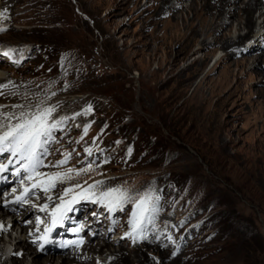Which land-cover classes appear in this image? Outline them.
Segmentation results:
<instances>
[{"label": "rangeland", "instance_id": "rangeland-1", "mask_svg": "<svg viewBox=\"0 0 264 264\" xmlns=\"http://www.w3.org/2000/svg\"><path fill=\"white\" fill-rule=\"evenodd\" d=\"M248 1L231 0L228 10ZM261 8L244 44L218 48L192 76L195 65L181 70L201 54L198 45L170 42L174 20L158 13V0H0V53L21 47L0 61V108L52 109L46 122L55 127L34 174L78 184L56 197L39 180L5 186L0 197L10 202L23 187L39 186L20 201L33 206L23 226L36 228L34 212L45 205L85 219L109 197L103 193L118 189L119 203L132 195L130 203L112 221L103 210L94 215L108 224L103 241L138 252L114 264H264V60L254 61L264 54V30L255 36ZM232 25V35L248 33ZM221 57L235 69L231 83L221 86L223 63L199 86ZM0 156L12 160L11 152ZM95 183L111 186L87 193ZM146 197L149 210L140 215ZM87 223L83 234L94 238ZM21 229L41 250L38 233Z\"/></svg>", "mask_w": 264, "mask_h": 264}, {"label": "bare ground", "instance_id": "bare-ground-1", "mask_svg": "<svg viewBox=\"0 0 264 264\" xmlns=\"http://www.w3.org/2000/svg\"><path fill=\"white\" fill-rule=\"evenodd\" d=\"M187 1H190V3L187 4ZM231 5V0H158V13L167 14L170 17H173L174 20V28L171 30L170 42L181 43V45H184L183 48L186 50L191 49V47L194 45H198L196 52L199 54L201 53L189 65L184 66L181 72L183 70H189L193 65H195L196 68L194 72L192 74L190 73L193 76L195 73L200 72L208 60L214 56L218 48L223 50H229L230 48H233L235 50V48L241 46V44H244L245 40L249 39L253 32L257 31V19H255V12L258 7L264 8V0H249L247 3H243L242 6L236 3L234 4V8L228 10ZM262 12L261 15H263ZM229 19H232V21H229ZM234 22L238 23L239 27L236 29L237 31H240L241 29H247L248 33L246 35L239 34L237 37L236 35H232V24ZM258 25V31L260 32H256L255 36H258L261 31L264 30V20ZM2 27L3 25L0 24V29ZM224 27L227 28L222 31ZM20 48L21 47L17 46L14 47V49L12 47L11 49H6V51H8V56L5 55V53H0V61H8L10 56H15L18 54ZM234 50L232 52H234ZM0 51L3 52V50ZM181 53L183 52L181 51ZM179 60L180 57H176L174 62H178ZM263 60V53H260L254 58V61L257 62H262ZM223 63H225L224 67L226 79L221 82V86H228L232 81V76L235 75L233 74L235 69L231 63H227L225 57L219 58L215 65L210 70L206 71L204 77L205 79L203 78L204 82H201L199 86L209 83L206 81V79H208L210 74L214 71V68H217V66ZM4 79H6L4 74L0 72V88H2V85L4 84ZM191 82L193 83V81ZM0 97L4 98L3 93L0 94ZM20 107H7V109H2L1 107L0 121H5L6 117H11V122L13 120V123L16 124L18 122L17 118L21 117L22 114H29L28 116L24 117L28 119L31 117V114L43 113L44 111L42 109L40 112H38L39 110L37 111L35 109L32 110L26 108L21 109ZM19 158V154L16 156L12 155L11 161L17 162ZM42 172H44V169H42ZM39 176L40 182L38 185H41V187L50 188L52 181L50 179L41 181L42 177L41 175ZM31 180H36V178L34 177ZM97 183L89 187L87 193L100 192L101 189L111 186L109 184L107 185L106 183ZM77 186L78 184L76 182L71 180L67 181V179L64 180V177H60L55 181L54 189L51 190L49 196L56 197L57 194L64 192L65 190L73 189ZM18 187L22 188L21 185ZM38 188L39 186H36L34 189H31L33 195H35ZM0 192V194L4 196L6 195L3 193V189ZM40 197L37 198L40 200ZM121 197V192H118L110 195L108 200H106V202L110 201L108 205L113 206L114 212L118 211V207L122 208V206L129 204V201L132 199V195H130L125 197L119 203ZM9 199H0V264H8V262H11V264H114L123 263L124 261L128 260V257L131 253L138 252V249H131L123 244L125 242L126 235L121 232L115 234V237L118 236L119 238L118 242L123 244L120 247L116 248L111 242L108 243L103 241L102 235L104 233L101 230H106V228H108V224L101 223V225H99L100 218L97 215H94L97 213L95 209L92 210L91 213L88 212L87 215H85L86 218L84 219L85 222H89L87 225L91 224V226H93L94 238L93 236H89L83 245L66 250L65 255L63 251L58 252L50 247H42V249L39 250L37 246L27 244L28 242L26 243V239H23L21 237L22 234H18L17 231V227H21V232L25 235L29 234V231H34L35 226L33 224H31L30 227L25 225L23 226V219L28 213L33 211V206L26 207L25 209L20 201L18 202L15 200L10 202ZM70 212L71 208L66 209L65 214L70 215ZM84 214L85 213H83L81 216L85 217ZM9 216H11V220L6 219ZM105 217L111 221L114 218L113 214L110 215V213H107ZM96 218L99 219V221H97ZM31 222L35 223L34 218L31 220ZM4 232L8 233L9 238L4 236ZM15 232L17 233L16 235H14ZM99 238H101V240ZM13 245L14 249L12 248ZM107 250H109V252ZM45 251L49 253L43 254Z\"/></svg>", "mask_w": 264, "mask_h": 264}, {"label": "snow or ice", "instance_id": "snow-or-ice-1", "mask_svg": "<svg viewBox=\"0 0 264 264\" xmlns=\"http://www.w3.org/2000/svg\"><path fill=\"white\" fill-rule=\"evenodd\" d=\"M3 15V13H0ZM3 29H0L2 31ZM7 55V53H5ZM52 109H45L43 113H34L31 114V117L25 119V116L29 114H22L21 117H18V122L16 124L3 125L0 124V153L11 152L13 156L19 154L20 159L27 160L32 170L35 171L37 167L40 166V160L36 156L37 149L42 148V146L47 142L51 136V130L55 125H48L46 120L48 114ZM11 119V117H7ZM66 162V161H64ZM63 163V162H62ZM27 170V169H26ZM38 176L43 175L41 173H36ZM61 176L60 173H55L49 179L52 181L50 187L55 186V181ZM31 178V177H29ZM36 185H33L35 187ZM48 188H45L44 191H48ZM29 189H25V192H28ZM120 190L112 189L109 192H105L102 195L105 197L117 193ZM124 194L121 193V196ZM149 198H144L141 200L140 204L137 205V208L140 209V215H143L144 212L148 211L147 202ZM47 205H45L41 210L43 211ZM59 207V206H58ZM55 214L53 213V216ZM55 219H53V226H55Z\"/></svg>", "mask_w": 264, "mask_h": 264}]
</instances>
